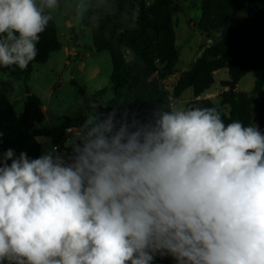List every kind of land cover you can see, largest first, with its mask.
I'll return each mask as SVG.
<instances>
[{"label": "clouds", "instance_id": "clouds-1", "mask_svg": "<svg viewBox=\"0 0 264 264\" xmlns=\"http://www.w3.org/2000/svg\"><path fill=\"white\" fill-rule=\"evenodd\" d=\"M60 8L0 0V67L27 69ZM68 143V161L55 147L0 160V264H264L258 126L170 105L149 123L88 113Z\"/></svg>", "mask_w": 264, "mask_h": 264}, {"label": "trees", "instance_id": "trees-1", "mask_svg": "<svg viewBox=\"0 0 264 264\" xmlns=\"http://www.w3.org/2000/svg\"><path fill=\"white\" fill-rule=\"evenodd\" d=\"M64 0H61V2ZM69 1V0H68ZM80 22L89 28L97 52L108 51L112 62L110 75L112 99L105 102L99 118L115 112L116 119L125 113L141 123L154 120L158 110H168L182 94L192 89L194 98L185 107H215L225 121L240 120L245 126L256 125L264 132V0H200L201 17L196 25L212 46H202L201 55L171 87L162 81L178 73L180 53L177 45L173 8L179 0H87ZM55 19L40 36L38 55L27 69L0 67V73L12 79L29 77L35 64L47 63L51 53L62 49ZM227 68V88L215 100L200 98L215 83L214 73ZM250 72L257 79L250 92L237 90ZM9 82L0 83V153L12 149L19 157L30 159L42 155L40 137L53 145L67 142L66 129L79 127L87 113L79 110L65 117L56 128L44 126L42 100L27 91L23 111L18 114L12 104ZM96 100L106 90L88 95ZM69 155V154H68ZM7 163L10 165L11 160ZM153 264H174L171 256L155 255Z\"/></svg>", "mask_w": 264, "mask_h": 264}, {"label": "rangeland", "instance_id": "rangeland-1", "mask_svg": "<svg viewBox=\"0 0 264 264\" xmlns=\"http://www.w3.org/2000/svg\"><path fill=\"white\" fill-rule=\"evenodd\" d=\"M76 4L77 0H69L68 6L61 4V8L54 14L63 46L61 50L51 53L47 63L35 64L32 74L20 79H12L0 73V83L9 82L12 86L10 98L18 114L23 111L27 91L42 100L44 126L48 128L60 126L65 117H70L79 110L99 117L101 107L113 97L110 53L94 49L92 32L81 24V16L77 18ZM84 5L83 11L88 8L87 0H84ZM177 5L179 9L174 13V21L180 53L177 68L181 71L191 66L202 49L201 33L196 27L200 21L201 9L200 0H179ZM254 74L255 72H250L242 86L247 85ZM79 87H84L88 95L102 90H106V94L96 100L86 99L79 93ZM191 99L193 90L188 89L173 106L184 107ZM39 142L43 147V154L51 150L49 139L40 137ZM5 152L0 153V160H3ZM16 155L14 152V157Z\"/></svg>", "mask_w": 264, "mask_h": 264}, {"label": "crops", "instance_id": "crops-1", "mask_svg": "<svg viewBox=\"0 0 264 264\" xmlns=\"http://www.w3.org/2000/svg\"><path fill=\"white\" fill-rule=\"evenodd\" d=\"M201 38H202V35H201ZM202 51H203V49L200 50V52L198 54V57L201 55ZM185 70L186 69H182L178 73H176L174 75H171L170 77H168L167 79L162 81V84H164L167 88H171L176 83V81L179 79L180 75ZM248 74L240 81V83L238 84V86L236 88L237 90L244 91V92H250L252 90V88L254 86V83H255V81L257 79V74L255 73L254 76H252V78L249 79L247 85L242 86V83H243L244 79L248 76ZM218 76H219V78H218ZM214 79H215V83L213 84V86L209 90H207L200 98H204V99L205 98H209V99L215 100L222 92L227 90V88L222 87L221 82L229 80V71H228V69L224 68V69L216 71L214 73ZM193 98H194V94H193ZM102 108H103V106L101 107V110H102ZM54 128H56V127H54ZM46 138L49 139V142H51V149H52L53 146H54L53 143H52V140L50 138H48V137H46ZM64 145L69 146V144H67V142ZM41 150H42V155H43V147L41 148ZM64 158H65L66 161H68L70 157L64 156ZM174 264H176L175 259H174Z\"/></svg>", "mask_w": 264, "mask_h": 264}, {"label": "built area", "instance_id": "built-area-1", "mask_svg": "<svg viewBox=\"0 0 264 264\" xmlns=\"http://www.w3.org/2000/svg\"><path fill=\"white\" fill-rule=\"evenodd\" d=\"M78 127L76 126H71L66 129V137L67 141H69L72 138L73 132L76 131ZM66 144V143H65ZM53 147L56 148L57 152L61 155H67V154H72V148L71 146H66V145H54Z\"/></svg>", "mask_w": 264, "mask_h": 264}, {"label": "water", "instance_id": "water-1", "mask_svg": "<svg viewBox=\"0 0 264 264\" xmlns=\"http://www.w3.org/2000/svg\"><path fill=\"white\" fill-rule=\"evenodd\" d=\"M61 4L64 6V2L62 1ZM179 9L178 5H176L174 8H173V11H177ZM214 44V42L211 40V39H208V38H205L203 35H202V41H201V46H205V45H208V46H212ZM80 68H82V66H80Z\"/></svg>", "mask_w": 264, "mask_h": 264}]
</instances>
